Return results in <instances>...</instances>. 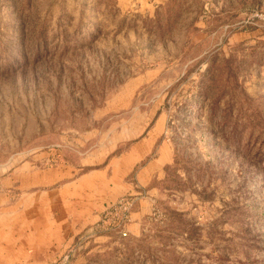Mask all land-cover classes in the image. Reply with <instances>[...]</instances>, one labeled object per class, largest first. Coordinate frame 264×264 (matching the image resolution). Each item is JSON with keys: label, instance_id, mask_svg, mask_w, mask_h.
I'll return each mask as SVG.
<instances>
[{"label": "rangeland", "instance_id": "1", "mask_svg": "<svg viewBox=\"0 0 264 264\" xmlns=\"http://www.w3.org/2000/svg\"><path fill=\"white\" fill-rule=\"evenodd\" d=\"M122 155L133 236L41 182ZM0 264H264V0H0Z\"/></svg>", "mask_w": 264, "mask_h": 264}, {"label": "crops", "instance_id": "2", "mask_svg": "<svg viewBox=\"0 0 264 264\" xmlns=\"http://www.w3.org/2000/svg\"><path fill=\"white\" fill-rule=\"evenodd\" d=\"M130 157H132L131 162L123 163L122 161H125L123 155L113 156L105 166L89 170L87 174L80 175L78 172L70 170L72 174L65 178V176H59L60 169H56L55 172L47 173L40 179L42 183L53 181L61 183V189H66V194L63 193L65 194L64 198H70L73 201L72 203L75 200L80 202L81 192L88 191L87 194L86 192L83 194L88 197V200L86 199V203H84V207L87 208L84 210L86 214L83 213V221L86 219L87 222L82 225L83 227L88 226L89 223H95L100 217V213L109 204H114L119 197L124 195L133 196L135 202L130 214L131 223L127 227L128 235L133 236L136 234L139 221L150 212L155 198L157 199L161 195L152 182L156 179L157 170L162 165L157 163L159 162L158 159L150 158L145 162L138 163L142 156H138L139 159L136 155L129 156V159ZM81 186L84 187L83 191H81ZM69 189L71 194L68 195L67 191ZM71 211L80 212L79 209H71ZM81 221L77 220V223ZM73 257L80 259L78 252Z\"/></svg>", "mask_w": 264, "mask_h": 264}, {"label": "built area", "instance_id": "3", "mask_svg": "<svg viewBox=\"0 0 264 264\" xmlns=\"http://www.w3.org/2000/svg\"><path fill=\"white\" fill-rule=\"evenodd\" d=\"M130 206L129 201H127L126 198H119L113 206L106 208L105 212L103 213L101 217V221H107L109 222V229H113L114 227H118V224H120L121 221L115 220L114 215L116 212L120 210H127V208ZM121 235H125V232H121Z\"/></svg>", "mask_w": 264, "mask_h": 264}]
</instances>
